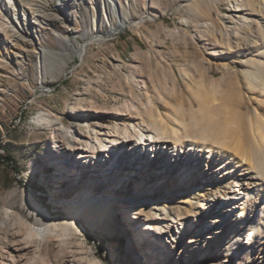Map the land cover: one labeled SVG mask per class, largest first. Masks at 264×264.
Returning a JSON list of instances; mask_svg holds the SVG:
<instances>
[{
	"label": "rangeland",
	"instance_id": "374dc122",
	"mask_svg": "<svg viewBox=\"0 0 264 264\" xmlns=\"http://www.w3.org/2000/svg\"><path fill=\"white\" fill-rule=\"evenodd\" d=\"M103 1L50 0L45 6V15L40 16L39 23L33 24L30 31L14 35L9 30L3 34L0 55L6 59L0 63V241L10 236L18 224L14 218L5 216L10 196L14 193L19 199L14 209L35 227H39L35 215L22 206L20 200L24 191L51 213L52 222L59 217H68L67 207L61 200L83 196L76 183L84 184L85 192L89 190L103 197L114 189L116 195L113 197H121L125 206L134 201L153 204L163 198L172 201L171 207L177 205L176 196L181 194L179 188L170 191L157 187L151 189L149 196H138L141 194L136 189V183H140L145 190L150 189V185L146 186L144 174H106V180L99 181V175L102 176L100 171L95 175L93 171H86L78 176V180L77 176L65 175L59 160V153L64 150H54L55 125L62 128L60 136L65 139L73 131H83V121L87 118L85 114L92 115L94 121L109 124L115 116L102 113L120 112L123 105L131 110L132 119L147 120L145 108L149 101L152 103L149 110L165 117L166 122H171L169 124L180 118L187 124L196 119L199 124L198 117L206 112L216 121L225 119L226 114L233 117L240 114L244 119L250 115L254 117L256 111L264 117L263 90L257 88V92L251 91L250 80L246 77L254 70L249 61L257 56L243 45L238 46L243 35L238 37L233 32L238 16L233 18L229 10L235 7L238 0H121L130 22L114 33L110 32L111 25L104 14ZM254 2L259 10L262 0ZM95 16L103 41L91 42L85 49L70 46L66 51L55 38L59 33L83 46L85 33L92 26ZM110 21L118 25L119 15H114ZM139 21L141 24L137 25ZM242 33L246 34L245 31ZM5 40H10L7 46ZM227 43L231 44L232 51L227 46L222 47ZM41 46L57 53L52 57L46 54L43 74L40 73L35 52V48ZM214 53L217 55L213 56ZM255 85L258 87V83L255 82ZM240 98L242 108L238 107ZM202 103L208 111H203ZM190 110L195 117L190 116ZM194 110L197 114L201 113L200 116H196ZM40 115L53 119V125L35 122L34 119ZM243 129L242 134L249 132L248 128ZM200 130L205 131V128L198 127L196 131ZM249 147L253 148L252 145ZM77 156L74 152L72 157L76 159ZM218 164H214V168ZM127 168L130 173L134 170L129 165L124 169ZM137 175H140L139 179ZM228 183L233 190L235 180L230 179ZM202 201L200 197L194 207L184 206L186 209L182 213L185 216L188 213L196 215L190 217L189 222L195 223L194 217H198L195 208L202 206ZM120 208L116 206L115 216L94 229L87 226L84 218H80L77 223L83 230L82 238L102 264H151L143 257L146 252L137 247L135 234L129 229ZM214 211L216 214L213 216H208V211L202 213L208 219L217 218L218 211ZM236 218L237 215L232 216V219ZM252 226L257 230L262 227L259 217ZM141 227L143 221L138 229ZM175 227L176 231H181V243H187L192 237L188 224ZM215 228L220 230L215 226L208 231L196 232L201 238L207 235L212 238L200 241V248L197 246L189 250L188 261L176 257L174 251H168L165 254L167 262L202 264L201 256L205 254L208 258L206 264H216L222 263L225 253H228L229 262L224 264H255L251 252L234 256L237 246L231 245L232 237L227 233H211ZM242 240L246 239L242 237ZM260 253L258 256L264 263V251ZM3 261L5 257L0 253V264H4Z\"/></svg>",
	"mask_w": 264,
	"mask_h": 264
},
{
	"label": "bare ground",
	"instance_id": "6f19581e",
	"mask_svg": "<svg viewBox=\"0 0 264 264\" xmlns=\"http://www.w3.org/2000/svg\"><path fill=\"white\" fill-rule=\"evenodd\" d=\"M254 1L238 0L235 7L229 11L233 18L238 16L234 34L238 37L243 35L238 46L243 45L257 56L249 61L254 70L246 76L250 80L248 82L251 91L257 92V88H260L264 93V0L261 5L259 4V10L256 9ZM49 2L50 0H0V44L4 40L3 34H7L9 30L14 32V35L30 31L33 24L39 23L40 16L45 15L47 11L45 6ZM103 2L104 14L111 25L110 32L125 28L130 21L122 1ZM116 14L120 17L118 25L110 21ZM240 14L243 15L239 17ZM138 24L141 22H137ZM243 31L246 32L245 35ZM55 38L62 43L66 51L70 46L85 49L87 44L101 42L104 39L99 32L96 16L92 26L85 33L83 46L78 44L77 40L59 33ZM8 41L10 40L3 42L5 46L8 45ZM222 47L232 51L229 43ZM35 52L39 59L40 73L43 74L46 54L52 57L57 56V53L50 51L46 46L36 47ZM79 55L81 57V54ZM216 55L217 53L213 54ZM5 59L0 55V63ZM255 82L258 83V87ZM194 93L193 96L196 94ZM198 99L201 100L200 97ZM150 103L151 101L145 108L147 120L132 119L131 110L124 105L125 108L122 109V106L120 112L102 113L115 116L111 118L112 122L109 124L94 121L92 115L85 114L87 118L82 126L84 132L73 131L75 135L67 134L65 139L60 136L63 133L62 128L55 125L54 150H64L59 153V160L66 171L65 175L69 173L70 176H77L78 180L86 171H93L94 175L100 171L102 176L99 175L100 178L97 179L99 181L106 180L108 175L114 173L144 174L146 186L150 185V189L145 190L140 183H136V189L141 194L138 196H149L151 189L157 187L170 191L179 188L181 194L176 196L177 205L171 207L172 201L163 198L153 204L147 201L142 203L134 201L135 203L125 206L121 197H113L116 195L114 189H111L107 196L104 195L105 198L89 190L85 192L84 184L76 183V187L81 188V193H84L83 196L78 195L69 201L61 200L67 207L68 217H59L52 222L51 213L24 191L20 200L22 206L27 207L30 213L35 215L39 225L35 227L14 209L19 199H16L15 193L11 194L5 216L8 219L14 218L18 224L16 223L17 226L10 232V236L0 241L2 245L0 253L5 257L4 264H102L82 238L83 230L77 221L84 218L88 227L97 228L115 216L116 206L122 208L121 213L125 216L129 229L135 234L137 247L146 252L143 257L151 264H169L168 258L165 257L168 251L169 253L174 251L176 257L188 261L189 250L196 248L200 241L206 242L212 238L210 235L201 238L198 233L215 226L220 230L215 228L211 233H227L232 237L231 245L237 246L234 248L236 250L234 256H244L251 252L255 264H264L258 256L263 253L260 251H264V117L255 110L254 117L250 115L244 119L240 114L238 117L226 114V120L216 121L212 116H207L208 110L205 111L206 105L202 103L205 105L203 111L206 113L200 116L201 113L197 114L194 110L196 116H200L197 119L199 124L196 123V119L192 121L191 117L194 116L192 110L190 119L194 125L187 124L185 120H181L182 118L178 120L176 118V122L169 124L171 122H166L165 117L149 110ZM238 107H243L242 98ZM89 111L98 113L96 110ZM202 117L204 118L200 120ZM34 120L39 124L51 126L54 122L53 119L41 115ZM223 121L224 124L220 125L219 123ZM198 127L205 128V131L197 132ZM243 128L249 129V136L248 133L242 134ZM249 145L253 148L250 149ZM74 152L78 155L76 159L72 157ZM215 162L219 163L216 168L213 166ZM128 165L134 169L131 173L129 168L124 169ZM139 177L140 175L136 176L138 179ZM230 179L235 180L233 190L228 183ZM200 197L203 198V204L195 208L198 217H194L195 223L189 222V218L196 215L188 213L185 216L182 210L186 209L185 205L194 207ZM213 209L218 211L217 218L208 219V216L216 214ZM202 211H208V216H204L205 213ZM236 215L237 218L232 219V216ZM257 217L260 218L262 225L258 230L252 226ZM142 221L143 227L138 229ZM187 224L192 237L187 243H181L183 241L181 231H176L175 225L178 228ZM242 237L246 240L243 241ZM226 254L228 253L223 257V264L229 262ZM201 259L203 260L201 263L206 264L208 258L205 254H202Z\"/></svg>",
	"mask_w": 264,
	"mask_h": 264
}]
</instances>
